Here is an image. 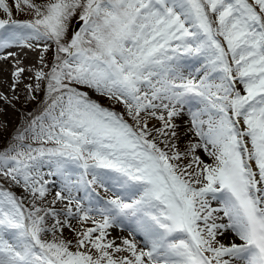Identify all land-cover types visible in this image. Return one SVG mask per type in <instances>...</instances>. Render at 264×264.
Returning a JSON list of instances; mask_svg holds the SVG:
<instances>
[{
	"label": "rangeland",
	"instance_id": "obj_1",
	"mask_svg": "<svg viewBox=\"0 0 264 264\" xmlns=\"http://www.w3.org/2000/svg\"><path fill=\"white\" fill-rule=\"evenodd\" d=\"M6 21L37 63L0 108V264H221L245 240L264 264V0H0Z\"/></svg>",
	"mask_w": 264,
	"mask_h": 264
},
{
	"label": "bare ground",
	"instance_id": "obj_2",
	"mask_svg": "<svg viewBox=\"0 0 264 264\" xmlns=\"http://www.w3.org/2000/svg\"><path fill=\"white\" fill-rule=\"evenodd\" d=\"M17 36L18 35L6 37L3 34H0V54L2 53L4 48H9L11 43H13L17 40H20ZM28 39L32 45H35L38 43V40L33 38V37H30ZM9 50L11 51L10 52L11 56H2L0 58V108L4 106V110H7V108H6L7 104H8L7 99H11V97L13 96L12 93L16 92L17 90H19L22 87L20 85V82L26 80L27 76H29L30 73L32 71H34L33 67H31L32 63H37V61H35V59L32 58L31 56L27 55L26 52L18 51V49H16V48H9ZM15 59L18 61L17 63H16ZM21 65H23V66H21ZM176 109H178V108H176ZM180 112H181V110H180ZM182 115H184V114H182ZM182 115H180V121H182L181 122L182 127H184V129L187 130V134H188L187 136H190V138L193 139V143H192L194 145L193 146L194 147L193 153H194V155H196L198 157V159L201 162H205L207 160L208 156H204V150L205 149H203V146L206 145V144L204 145V142L208 143L209 140L202 138L200 130L197 126L198 123H194L192 116H190L188 118V114L185 115L186 117H184ZM182 117H184V119H182ZM191 119H192V122H191ZM8 120L10 121V119H8ZM39 188H41L43 190L50 189V187H47V186H41ZM59 202L61 204L62 201L59 200ZM60 204H59V206H60ZM138 224H139L138 227H136V225L133 226L130 224H127V225L124 224V226H122V221H120V227H118V229H119L118 234L120 235L121 239H125V238L127 239L128 238L132 243L136 244L137 247L144 248V246H148V242H149L148 235H149V233H150V235H152V231L154 230V225H152L150 223V221H148V220H146L144 222H143V220H140L138 222ZM218 225H220V224H218ZM224 232L225 231L222 232V236L225 235ZM234 261L235 260L230 261L229 264H234L235 263ZM237 263L242 264L241 261H239V260L237 261Z\"/></svg>",
	"mask_w": 264,
	"mask_h": 264
},
{
	"label": "water",
	"instance_id": "obj_3",
	"mask_svg": "<svg viewBox=\"0 0 264 264\" xmlns=\"http://www.w3.org/2000/svg\"><path fill=\"white\" fill-rule=\"evenodd\" d=\"M85 18L83 16L78 17L74 20L72 24V35H75L80 28V26L84 23Z\"/></svg>",
	"mask_w": 264,
	"mask_h": 264
}]
</instances>
